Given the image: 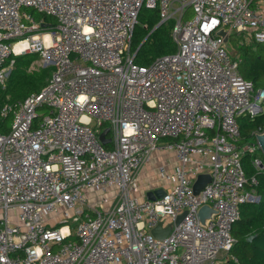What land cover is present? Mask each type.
<instances>
[{
	"label": "built area",
	"instance_id": "obj_1",
	"mask_svg": "<svg viewBox=\"0 0 264 264\" xmlns=\"http://www.w3.org/2000/svg\"><path fill=\"white\" fill-rule=\"evenodd\" d=\"M253 2L0 0V89L12 55L36 53L54 68L40 92L0 109V264L237 262L241 207L262 201L243 158L264 173V128L243 145L238 119L261 115L264 89L241 76L218 32L264 44V10ZM143 8L158 10L159 25L174 21L176 52L148 66L131 53ZM30 11L56 26L44 29ZM166 139L177 165L159 167L170 188L150 201L139 175ZM201 174L211 181L195 195ZM204 206L213 213L202 223ZM160 223L172 227L162 240L151 233Z\"/></svg>",
	"mask_w": 264,
	"mask_h": 264
},
{
	"label": "trees",
	"instance_id": "obj_2",
	"mask_svg": "<svg viewBox=\"0 0 264 264\" xmlns=\"http://www.w3.org/2000/svg\"><path fill=\"white\" fill-rule=\"evenodd\" d=\"M256 1L254 0L253 7ZM30 13L37 20L44 19L51 29L56 26V20L53 17L37 15L34 11H30ZM144 17H146V22L141 25L139 23L135 28L131 47L135 46L139 48L135 62L141 66H148L159 56L175 53L176 45L172 38L174 21L159 25L160 17L157 9L148 10L147 16ZM241 38L236 41L238 58L241 60L239 73L245 80L252 82L257 89H264V44L254 42L245 44ZM31 55L38 56L36 53L26 56ZM33 61L28 63L24 73L14 80L12 78L15 70H17V73L22 72L20 70L22 67L15 60L14 69L5 87L0 89V109L5 103L22 101L31 94L40 92L49 84L54 68L29 71V65ZM238 122L244 139V136L248 133H252L259 128H264V108L258 117L251 119L242 116L238 119ZM4 123L6 124V120ZM247 158L248 156L243 158V162L248 163V167H245L243 164L246 176L248 178L256 176L259 181L257 188L252 189L249 187L248 189L250 192L261 196L262 201L260 203H246L242 205L241 218L232 230V235L237 242L231 254L237 259V262L229 261L221 264H264V173H257L253 166L249 164ZM252 236L254 238L249 241L248 239Z\"/></svg>",
	"mask_w": 264,
	"mask_h": 264
},
{
	"label": "water",
	"instance_id": "obj_3",
	"mask_svg": "<svg viewBox=\"0 0 264 264\" xmlns=\"http://www.w3.org/2000/svg\"><path fill=\"white\" fill-rule=\"evenodd\" d=\"M44 29L50 28L49 24L43 25ZM218 36L222 37L224 39V46L228 50L229 54L233 51V48H231V37L235 36V31H227L222 29L218 32ZM231 55V54H230ZM233 57V56H232ZM109 133V129L107 128L105 131L101 133L99 136V140L102 142L103 145L107 146L110 144L111 140L107 138V135ZM258 144L260 146V149L262 151V154L264 156V132L257 137ZM211 181V175L210 174H201L197 177L194 186H193V193L195 195H198L208 183ZM166 192L163 189H158L154 191H150L147 193L146 198L150 201H155L156 199L163 198L165 196ZM213 213V210H211L208 206H204L201 208V210L198 213V216L202 223L205 222V219L210 216V214ZM184 215H181L178 217L176 224H179L181 220L183 219ZM172 227L167 226L166 228H163L162 223L158 224L157 227H155L151 233L154 237L157 239H164L167 237L171 232ZM254 238V236L250 237L248 240L251 241Z\"/></svg>",
	"mask_w": 264,
	"mask_h": 264
},
{
	"label": "crops",
	"instance_id": "obj_4",
	"mask_svg": "<svg viewBox=\"0 0 264 264\" xmlns=\"http://www.w3.org/2000/svg\"><path fill=\"white\" fill-rule=\"evenodd\" d=\"M258 7L264 10V0H257ZM238 58V54L236 57ZM12 61L14 59H11ZM11 60L7 63L9 65ZM15 62V60H14ZM166 143H161L159 149L152 154L151 160L147 163L140 172L139 182L142 185L141 196H146L148 192L163 189L167 190L170 186L161 178L159 167L165 166L168 171H172L177 165L176 155L173 150L165 149Z\"/></svg>",
	"mask_w": 264,
	"mask_h": 264
},
{
	"label": "rangeland",
	"instance_id": "obj_5",
	"mask_svg": "<svg viewBox=\"0 0 264 264\" xmlns=\"http://www.w3.org/2000/svg\"><path fill=\"white\" fill-rule=\"evenodd\" d=\"M148 14V9L146 8H143L142 10V14H141V18L139 20L140 22V25L145 23L146 22V17L144 16H147ZM37 15H39L37 13ZM193 17V13H192V10H188L187 12V15H186V18L190 19ZM239 40V37L238 36H233L231 37V41H230V44H231V48H233V51L230 53L231 56L233 57H236L237 56V43L236 41ZM10 45L11 46H14L16 45V41H11L10 42ZM139 50V48H136L135 46L132 47V55L136 54L137 51ZM35 58V59H34ZM11 59H14V60H17L20 64V66L22 68H20V70L22 72H18L17 73V70H15L14 74H13V78L12 79H16L18 78L19 75H22L27 67V64L30 63L31 61H33L30 65H29V71H38V70H43V69H47V68H52L51 66H48L44 63V61L42 60V58L40 57V55H31V56H26L25 55H20V56H15V55H12L11 56ZM12 62V60H11ZM12 67V71L14 69V66H11ZM24 68V69H23ZM12 124V117H9L7 120H6V125L8 127H10ZM106 126V125H105ZM169 142L166 141V140H162L161 143H167ZM255 142V139L251 136V133H248L246 136H244V140H243V145H246V144H254ZM257 155H259V152H257ZM249 160V164H251V155L248 156L247 158ZM243 164L245 165V167H248V163L247 162H243ZM4 216V211L3 210H0V218H2ZM10 216L12 218V220L14 219V213L13 212H10Z\"/></svg>",
	"mask_w": 264,
	"mask_h": 264
},
{
	"label": "bare ground",
	"instance_id": "obj_6",
	"mask_svg": "<svg viewBox=\"0 0 264 264\" xmlns=\"http://www.w3.org/2000/svg\"><path fill=\"white\" fill-rule=\"evenodd\" d=\"M47 41H49V38L47 37ZM21 49V45H17L16 51H19Z\"/></svg>",
	"mask_w": 264,
	"mask_h": 264
}]
</instances>
